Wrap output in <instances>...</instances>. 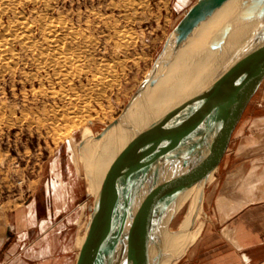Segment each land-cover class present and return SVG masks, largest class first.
Returning <instances> with one entry per match:
<instances>
[{
    "label": "water",
    "instance_id": "1",
    "mask_svg": "<svg viewBox=\"0 0 264 264\" xmlns=\"http://www.w3.org/2000/svg\"><path fill=\"white\" fill-rule=\"evenodd\" d=\"M263 80L264 0H199L187 9L121 114L89 138L92 161L125 133L98 186L95 165L86 169L94 199L76 264H173L185 243L165 252L166 236L187 237L199 216L208 219L207 184Z\"/></svg>",
    "mask_w": 264,
    "mask_h": 264
},
{
    "label": "rangeland",
    "instance_id": "2",
    "mask_svg": "<svg viewBox=\"0 0 264 264\" xmlns=\"http://www.w3.org/2000/svg\"><path fill=\"white\" fill-rule=\"evenodd\" d=\"M144 1L145 5H138L139 0L58 1V9L72 20V24L85 27L86 21L92 20V32L101 40L100 45L92 49L95 52L94 59L109 60L118 69V80L110 86L111 88H107L103 99L90 101L93 113L107 112L104 120L86 121L74 128H71V125H74L72 121L52 120L51 109L59 106L65 108L70 103L37 92L53 85L57 89L62 86L53 84L46 78L41 80L40 77H31L32 72L38 73L34 64L22 60L18 65L17 74H0V102L5 104L0 110L4 116L0 118V242L2 246L5 244L0 258L5 257L6 246L13 241L18 230L28 225L31 216L43 220L53 210H57L59 220H65L67 216L72 218L68 230L71 229L72 234H78L76 241L84 244L89 231L90 204L94 199L86 175V169L89 168L88 149L91 148L89 138L100 132L111 119L119 116L124 110L151 70L171 30L179 23L185 11L199 0ZM124 3L127 6L129 4V7ZM132 4L135 5L134 8V5L130 6ZM32 5L27 10L33 8ZM112 23L119 25L116 27L131 30L135 36L134 42L119 45L124 39L116 34L115 29L111 27L114 26ZM89 72L76 80L77 86H82L77 89L82 97L85 88L89 86V78L94 73ZM39 73L44 75L45 71ZM81 103L80 100L78 105ZM32 115L46 119L38 122ZM263 118L264 80L235 128L229 149L215 177L207 184L205 210L209 217L205 219L203 215L200 216L202 222L205 221V228L175 264H196L195 260L191 259V254L211 221L213 206L209 202L210 194L217 185H224L234 179L233 172L242 166L239 157L240 152L244 151L245 138H264ZM9 119L13 123L8 121ZM85 139L86 142L83 143ZM62 187L65 189H61ZM186 207H180L171 222V230L178 228Z\"/></svg>",
    "mask_w": 264,
    "mask_h": 264
},
{
    "label": "bare ground",
    "instance_id": "3",
    "mask_svg": "<svg viewBox=\"0 0 264 264\" xmlns=\"http://www.w3.org/2000/svg\"><path fill=\"white\" fill-rule=\"evenodd\" d=\"M58 1L59 0H0V74L4 76L7 74L15 75V73L18 72V65L22 60H24L23 62L25 63L34 64L38 69V73L32 72L33 75L31 77H40L41 80H45L46 78L53 84L58 83L62 86V88L57 89L53 85L50 88H42L37 92L52 97L55 100L61 99L70 103V105L65 108H63L64 106L62 108L59 106V108L54 107L51 109L52 120L72 121L74 125H71V128L86 121L100 122L106 118L107 112L104 114L93 113V106L90 101L91 99L99 100L106 95L105 91H107V88H111L110 86L114 85L118 80V69L115 67L116 65L113 66L109 60L99 61L94 59L93 53L95 52L92 49L100 45L101 40L99 36L92 32V20L87 18L88 20H85V27H78L72 24V20L58 9ZM134 4L130 6L132 7ZM139 4L145 5V1L139 0L138 5ZM31 5L33 8L27 10ZM124 5L126 4L124 3ZM127 7H129V4ZM126 12L128 11L126 10ZM117 25L118 24L114 26L111 25V27L115 29L116 34L124 39L119 45L123 46V44H131L130 42H134L135 36L130 32L131 30L129 31L116 27ZM109 29L110 28H108V30ZM40 71H45L44 75L39 73ZM89 71L94 73H92V77L89 78V86L85 88L84 97H82L77 91V89L79 90L82 86H77L78 83L76 84V80ZM78 100L82 101V105H78ZM2 103L3 102H0V110L5 106V104ZM2 117L4 116L0 111V118ZM117 117L111 119L109 123L113 122ZM44 119L46 118L38 116L34 120L40 122ZM8 121L12 122L11 119ZM69 131H71V129ZM124 134L123 130L120 129L119 135L107 140L101 147L102 151L96 152L94 160L91 161L89 159V167L93 163L97 170V177L99 178V180L95 182L97 186L102 182L116 157L119 146L125 138ZM188 203L189 199L185 196L181 200L179 207H177L176 215L180 207L188 205ZM193 207L194 206L191 205L192 210ZM186 222L185 220L184 223ZM193 228L187 237H182L181 234L177 233H169L165 239V252H175L181 247L182 242L185 243L186 246L193 235ZM184 250L185 247L181 249L180 255L174 260L173 264L181 258Z\"/></svg>",
    "mask_w": 264,
    "mask_h": 264
},
{
    "label": "crops",
    "instance_id": "4",
    "mask_svg": "<svg viewBox=\"0 0 264 264\" xmlns=\"http://www.w3.org/2000/svg\"><path fill=\"white\" fill-rule=\"evenodd\" d=\"M243 146L234 179L210 194L211 221L191 254L196 264H264V138H245ZM56 211L43 220L31 216L7 244L0 264H76L83 245L68 230L72 218L59 220ZM201 226L199 216L182 256L200 236ZM4 245L0 242V254Z\"/></svg>",
    "mask_w": 264,
    "mask_h": 264
}]
</instances>
